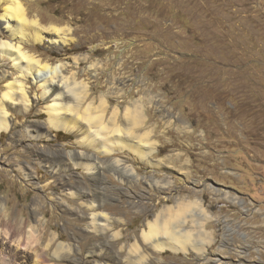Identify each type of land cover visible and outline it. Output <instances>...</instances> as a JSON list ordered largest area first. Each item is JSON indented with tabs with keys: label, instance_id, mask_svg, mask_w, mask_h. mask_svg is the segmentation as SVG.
Wrapping results in <instances>:
<instances>
[{
	"label": "rangeland",
	"instance_id": "obj_1",
	"mask_svg": "<svg viewBox=\"0 0 264 264\" xmlns=\"http://www.w3.org/2000/svg\"><path fill=\"white\" fill-rule=\"evenodd\" d=\"M21 2L30 18H39L44 28L58 27L67 39L51 41L58 37L52 32H44L41 43L30 39L38 57L66 62L71 69L76 66L74 56L88 54L90 59L80 65L86 71L100 61L104 67L97 76L90 71L84 76L94 94L109 90L111 74L126 79L127 97H110L111 105L147 92V130L154 127L153 139L158 141L154 158L164 164L154 168L126 151L143 176L139 180L122 172L98 175L80 165L61 173L47 169L36 158V149L84 148L74 133L63 129L48 127L50 137L41 141L29 138L25 131L29 121L48 119L42 99L27 113L13 111L18 125L0 137V156L5 158L0 164V199L8 203L12 217L27 218L32 224L37 211L47 223L37 240L46 243L52 232L57 233L63 251L71 252L72 259L64 264H96L98 259L114 264L105 255L109 246L99 244L101 234L88 231L87 220L77 216L85 211L81 195H92L96 205L102 203L99 211L112 217L113 232L121 234L115 249L125 252L135 243V232L147 228L146 221L164 205L198 193L215 216L206 223L215 237L208 255H218L220 264H264V0ZM152 94L163 109L149 106ZM17 160L31 166L33 178L15 167ZM167 175L174 181L171 193L149 184L152 176L162 180ZM64 183L77 194L68 195ZM28 236L24 231L18 237L25 243ZM37 253L33 250L27 262L14 264H38ZM162 257L163 264H215L171 250L162 252Z\"/></svg>",
	"mask_w": 264,
	"mask_h": 264
},
{
	"label": "bare ground",
	"instance_id": "obj_2",
	"mask_svg": "<svg viewBox=\"0 0 264 264\" xmlns=\"http://www.w3.org/2000/svg\"><path fill=\"white\" fill-rule=\"evenodd\" d=\"M0 4L1 6L4 4L0 29V82H2L0 85V137L3 131L18 125L12 118L13 111L27 113L32 109L33 103H39L44 99V110L48 119L46 122L29 121L25 128L29 138L39 140L44 136L49 138L51 130L48 127L63 129L74 133L78 144L84 148L74 152L65 151L61 146L52 152H47L43 148L36 149V158L47 169L61 173L68 167L75 169L80 165L98 175L104 171L122 172V175L127 178L133 177L139 180L143 176L129 161L126 151L134 153L154 168L163 166V159L154 158L158 148V141L153 139L154 127L147 130V122L150 118L145 103L147 92H142L136 100L128 101L124 98L111 105L110 97L118 99L127 97L128 92L124 87L126 79L116 77L115 73L111 74L109 90L94 94L93 86L84 76L90 72L97 76L104 64L100 61L92 63L88 67L89 72L80 66L81 62L90 59L88 54L74 56L76 66L71 69L66 62L53 63L48 58L38 57L33 52L30 39L41 43L46 39L44 32L56 33L58 37L51 40L54 42L65 43L67 39L61 36L58 27L44 28L39 18H30L28 9L21 0H0ZM33 87L34 94H32ZM158 101V96L152 94L148 104L149 106L157 105L163 109ZM167 121L170 124V120L167 119ZM13 138L20 140L18 136ZM3 162L5 158L0 156V164ZM15 167L24 171L28 178L34 177L30 165L21 164L18 161ZM79 181H77L78 184ZM173 183L169 175L162 180L156 176H152L149 180L153 188H166V194L171 193L170 186ZM99 185L97 184V187ZM64 186L69 192L66 191L68 195L77 194L72 191L69 184L64 183ZM194 195L195 198L175 197V205H164L154 214L153 219L146 221L145 227L148 229L142 228L135 232V243L125 252L121 251L122 247L115 249L121 234L119 231L113 232L112 217L99 211L102 203L96 205L92 195L89 197L88 194H83L81 198L86 199L84 201L86 203L83 202L85 211L82 214L77 212L78 210L76 212L77 216L87 220L88 231L101 234L99 244L109 246V251L107 250L105 255L114 259V264H148L150 261L163 264L162 252L165 250L182 253L187 258L193 253L197 260L206 262L213 260L215 264H220L222 260L218 255L214 258L208 255V248L215 242V237L212 230H207L206 223L215 216L205 208L201 196L198 193ZM143 209L147 210L146 206ZM34 213L35 219L32 224L28 223L27 218H13L8 203L0 199V264H11L13 262L10 261L11 258H15L12 264L20 260L27 262L33 250L37 249L39 256L37 260L40 264H64L66 260L72 259L69 250L63 251L64 243L59 240L60 236L55 232H52V238L48 242L40 244L37 239L42 237L47 223L37 211ZM24 231L29 233L25 243L18 237L19 232ZM39 244L41 249L38 247ZM94 248L90 250L92 254H96ZM97 254L102 255L101 251H97ZM96 264L108 263H102L98 259Z\"/></svg>",
	"mask_w": 264,
	"mask_h": 264
}]
</instances>
